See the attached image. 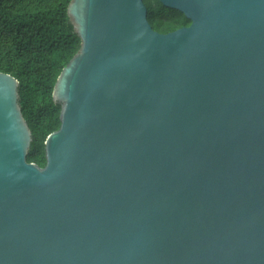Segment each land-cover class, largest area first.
<instances>
[{
	"label": "water",
	"instance_id": "95a60500",
	"mask_svg": "<svg viewBox=\"0 0 264 264\" xmlns=\"http://www.w3.org/2000/svg\"><path fill=\"white\" fill-rule=\"evenodd\" d=\"M159 1H70L44 168L0 72V264H264V0Z\"/></svg>",
	"mask_w": 264,
	"mask_h": 264
},
{
	"label": "trees",
	"instance_id": "16d2710c",
	"mask_svg": "<svg viewBox=\"0 0 264 264\" xmlns=\"http://www.w3.org/2000/svg\"><path fill=\"white\" fill-rule=\"evenodd\" d=\"M70 1L0 0V72L20 83V105L33 136L27 160L41 168L47 164L45 141L61 126L54 87L81 46L68 16ZM145 4L150 23L160 33L191 23L159 0Z\"/></svg>",
	"mask_w": 264,
	"mask_h": 264
}]
</instances>
